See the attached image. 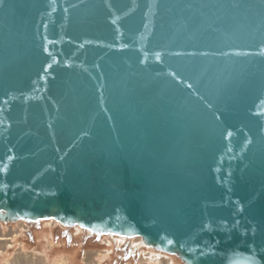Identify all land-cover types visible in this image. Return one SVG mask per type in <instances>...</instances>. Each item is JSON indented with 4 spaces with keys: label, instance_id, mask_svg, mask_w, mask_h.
Masks as SVG:
<instances>
[{
    "label": "water",
    "instance_id": "water-1",
    "mask_svg": "<svg viewBox=\"0 0 264 264\" xmlns=\"http://www.w3.org/2000/svg\"><path fill=\"white\" fill-rule=\"evenodd\" d=\"M264 264V0H2L0 223Z\"/></svg>",
    "mask_w": 264,
    "mask_h": 264
},
{
    "label": "rangeland",
    "instance_id": "rangeland-1",
    "mask_svg": "<svg viewBox=\"0 0 264 264\" xmlns=\"http://www.w3.org/2000/svg\"><path fill=\"white\" fill-rule=\"evenodd\" d=\"M22 225L24 226V229L20 230L23 234L16 238L15 241H23L25 249H27L28 252L36 251L48 254L49 264H56V261H58L59 258L65 259L69 264H83L82 258L85 251L89 252V254L95 255L92 260L95 264L96 256L99 253L105 255L104 260L98 258L100 263L102 262L101 264H142L140 262V253L142 251L145 254L150 252L151 255L156 254L166 258L169 257L174 264H182L175 257L155 252L143 246L139 250L138 248L133 249L134 239H124L120 241L116 237L95 236L86 231L80 230L79 228H66L54 221L39 222L37 224H0V228L3 233L8 234L11 230L17 231V227ZM15 245L16 246L12 249L9 248L7 252L11 258H14L15 254L18 255V252L16 251L20 250L18 243ZM106 252H108V254ZM66 255L67 257L65 258ZM150 258H152V256Z\"/></svg>",
    "mask_w": 264,
    "mask_h": 264
},
{
    "label": "bare ground",
    "instance_id": "bare-ground-1",
    "mask_svg": "<svg viewBox=\"0 0 264 264\" xmlns=\"http://www.w3.org/2000/svg\"><path fill=\"white\" fill-rule=\"evenodd\" d=\"M18 223H22V222H18ZM0 224H2V223H0ZM14 224H17V223H14ZM2 225H4V224H2ZM20 229H24V226L23 225L18 226L17 231L11 230V232H9L8 234H5V233H3V231L0 228V264H49L48 263V256L49 255L48 254H43V253H39L36 251L28 252L27 249H25V244L23 241H21V242L15 241L16 238H18L19 236H21L23 234ZM116 238H118L120 241L124 240L123 238L122 239L119 237H116ZM138 241H140V242H138ZM17 243H18V246L20 247V250H18L16 252H18V255H20L21 257L18 256L17 254H15L14 258H11L7 252L9 250V248L12 249L13 247L16 246L15 244H17ZM133 243H134L133 249L138 248V250H139L143 246L140 238H134ZM106 253H108V252H106ZM67 255L65 256V258L67 257ZM150 255H151L150 252L145 254L142 251L140 253V262L142 264H174V262H172L169 257H168L169 258L168 259L166 257L155 254V255H151L152 258H150L151 257ZM165 255H167V254H165ZM94 256L95 255L89 254V252L85 251L83 254V258H82L83 260L82 261L85 264H95L94 261L92 262ZM168 256H170V255H168ZM172 257H174V256H172ZM71 258H69V259L72 260ZM98 258L99 259L101 258L102 260H104L105 255H101L99 253L96 256V261H95L96 264H101L102 262L100 263ZM56 264H69V262H67L65 259L59 258V260L56 261ZM71 264H73V263H71Z\"/></svg>",
    "mask_w": 264,
    "mask_h": 264
},
{
    "label": "snow or ice",
    "instance_id": "snow-or-ice-1",
    "mask_svg": "<svg viewBox=\"0 0 264 264\" xmlns=\"http://www.w3.org/2000/svg\"><path fill=\"white\" fill-rule=\"evenodd\" d=\"M0 2H2V0H0Z\"/></svg>",
    "mask_w": 264,
    "mask_h": 264
},
{
    "label": "crops",
    "instance_id": "crops-1",
    "mask_svg": "<svg viewBox=\"0 0 264 264\" xmlns=\"http://www.w3.org/2000/svg\"><path fill=\"white\" fill-rule=\"evenodd\" d=\"M108 254V253H107ZM83 264H84V262H83Z\"/></svg>",
    "mask_w": 264,
    "mask_h": 264
},
{
    "label": "trees",
    "instance_id": "trees-1",
    "mask_svg": "<svg viewBox=\"0 0 264 264\" xmlns=\"http://www.w3.org/2000/svg\"><path fill=\"white\" fill-rule=\"evenodd\" d=\"M85 242H86V241H85ZM85 242H84V243H85Z\"/></svg>",
    "mask_w": 264,
    "mask_h": 264
}]
</instances>
